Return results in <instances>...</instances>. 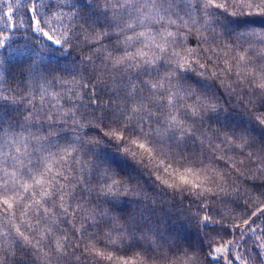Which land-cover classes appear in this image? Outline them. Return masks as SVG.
I'll return each mask as SVG.
<instances>
[{"label": "clouds", "instance_id": "1", "mask_svg": "<svg viewBox=\"0 0 264 264\" xmlns=\"http://www.w3.org/2000/svg\"><path fill=\"white\" fill-rule=\"evenodd\" d=\"M21 16L0 31V264H264V0Z\"/></svg>", "mask_w": 264, "mask_h": 264}, {"label": "trees", "instance_id": "2", "mask_svg": "<svg viewBox=\"0 0 264 264\" xmlns=\"http://www.w3.org/2000/svg\"><path fill=\"white\" fill-rule=\"evenodd\" d=\"M24 3H26V0H21L19 6L13 5L9 7L7 3L0 4V17H3V19H0V31H7L11 34L12 31L17 29L18 24L23 22L21 8ZM4 8H8V11H3ZM233 23L236 24L240 30H250L256 26L246 21H234Z\"/></svg>", "mask_w": 264, "mask_h": 264}, {"label": "snow or ice", "instance_id": "3", "mask_svg": "<svg viewBox=\"0 0 264 264\" xmlns=\"http://www.w3.org/2000/svg\"><path fill=\"white\" fill-rule=\"evenodd\" d=\"M21 0H0V4L7 3L9 7H12L13 5L19 6ZM0 19H3V17H0ZM3 203L7 204L8 207H11V204L8 201H3ZM217 251H221V249H217Z\"/></svg>", "mask_w": 264, "mask_h": 264}]
</instances>
